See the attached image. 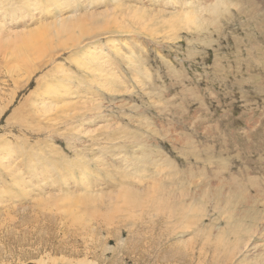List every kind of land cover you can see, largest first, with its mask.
<instances>
[{
	"label": "rangeland",
	"instance_id": "1",
	"mask_svg": "<svg viewBox=\"0 0 264 264\" xmlns=\"http://www.w3.org/2000/svg\"><path fill=\"white\" fill-rule=\"evenodd\" d=\"M22 1L0 0V144L22 171L43 158L53 172L26 200L1 185L19 197L0 204V264H264V0L223 1L232 20L207 0H94L96 33L33 59L12 48L42 24ZM175 11L198 26L167 31L160 17ZM46 87L52 106L33 115ZM64 192L83 201L68 210Z\"/></svg>",
	"mask_w": 264,
	"mask_h": 264
},
{
	"label": "bare ground",
	"instance_id": "2",
	"mask_svg": "<svg viewBox=\"0 0 264 264\" xmlns=\"http://www.w3.org/2000/svg\"><path fill=\"white\" fill-rule=\"evenodd\" d=\"M5 1V0H4ZM24 1V2H23ZM22 2L23 3H28V5H31V7L30 8H32L30 11H32V10H38V12H39V14H38V16L40 17V19H41V25L39 26V27H36V28H34V29H32L31 31H28L27 32V37H25V40L24 41H21V37L18 39V40H16V42L18 41V42H20L21 44H17V43H12V41H11V44H13L12 45V48H15L14 50H15V54L18 56V55H20V56H22V57H25V56H27V54L29 55L30 54V56L33 54V55H37V56H41V55H43L44 54V52L45 51H47V49H49L50 47H51V45H54V44H57V45H61V46H68V47H72L73 49L74 48H77V47H79L80 46V40H82V38H83V36H85V35H91V34H93V33H96L95 32V28H96V25H98L97 24V22H98V19H97V17H99V16H97L96 17V11L95 10H93V9H91V5L94 3V0H88L87 1V5H85L84 4V2H86V0L83 2L82 1V6L86 9V11H85V13H84V15L82 14H79V12H78V8L76 7L78 4H76L77 3V1L76 0H71L72 1V3H69L67 6H66V2H65V0H45L44 1V3L41 5L40 4V1L39 0H23ZM112 1V0H111ZM223 1H227V0H207V2H212V4H207L205 7H202V9L203 10H205V11H207V13L209 14V15H211V13L210 12H208V11H211V12H213L214 14H213V17L214 18H217V17H219L220 15H222L223 16V19H228V20H232L231 19V15H229V14H227V16H224V13H227V11H228V8H227V6H225L226 5V2L225 3H223ZM230 1V0H229ZM236 1V0H235ZM237 1H239V0H237ZM245 1H247V3L248 2H250V4L252 5L254 2H252L253 0H245ZM176 2L177 1H175V4H176ZM261 2H263L264 3V1H261ZM23 3L21 4L22 6H23ZM105 3V2H104ZM231 3V1L229 2V4ZM236 3V2H235ZM7 4V3H6ZM61 4H64V5H61ZM74 4H76V5H74ZM89 4V5H88ZM96 4H97V2H96ZM109 4V3H108ZM225 4V5H224ZM1 5V4H0ZM25 5V4H24ZM94 5V4H93ZM111 5V4H110ZM184 5V4H183ZM232 5V4H231ZM10 6V5H9ZM8 6V7H9ZM19 6V5H18ZM106 6V5H105ZM108 6V5H107ZM144 6V5H143ZM234 6H237V5H234ZM253 6V5H252ZM5 7H6V5H5ZM21 7V6H20ZM20 7H18L17 8V10L18 11H22V7L20 8ZM97 7V6H96ZM95 7V8H96ZM111 6H109V8H110ZM245 7V6H244ZM4 8V7H3ZM28 8V7H27ZM44 8H47V11L46 12H44ZM108 8V9H109ZM112 8V7H111ZM156 8V7H155ZM181 8V10L179 11V13H181V14H183V13H186V12H193V11H188L187 9H189V7L187 8V6H185V7H180ZM187 8V9H186ZM6 9H7V7H6ZM50 9L52 10V11H54V12H52V11H50ZM106 9V8H105ZM108 9H106V11L108 10ZM186 9V10H185ZM201 9V10H202ZM237 11H239L241 14L243 13L242 11H241V9H242V7L241 6H239V7H237ZM250 9V8H249ZM256 8H253V11L255 10ZM1 10H3L2 9V7H0V11ZM15 10V9H14ZM16 10V11H17ZM200 10V11H201ZM258 10V9H257ZM263 10V9H262ZM17 11V12H18ZM110 11V10H109ZM138 11V10H137ZM141 11H142V9H141ZM163 10H159V12L161 13ZM42 12V13H41ZM101 12V11H100ZM112 12V11H111ZM110 12V13H111ZM114 12V11H113ZM112 12V13H113ZM133 12H135L134 11V9H133ZM159 12H157V13H159ZM176 13H168V15L165 17V15L164 16H161L160 18L162 19L163 17H164V20L163 21H161L162 23H164V28L167 30V31H170V32H173V31H175V30H178V29H183V28H187V30H188V28L190 29V27H189V24H192V23H194V22H196V24L198 23V21H196V20H193V21H185L183 18L181 19L180 18V16H179V13H178V11H175ZM115 13H117V12H115ZM114 13V14H115ZM130 13V12H129ZM156 13V14H157ZM162 13H164V12H162ZM5 14V13H4ZM118 14V13H117ZM132 14V13H131ZM202 14V13H201ZM6 15H7V13H6ZM17 15H18V13H17ZM116 15V14H115ZM125 15V14H124ZM153 15V14H152ZM151 15V16H152ZM158 16H159V14H157ZM162 15V14H161ZM9 16V15H8ZM11 16V15H10ZM49 16H51L52 18L49 20V21H47V19L49 18ZM103 16V15H102ZM122 16V15H121ZM129 16V15H128ZM145 16V15H144ZM198 16V15H197ZM207 16V15H206ZM247 16V15H246ZM254 16V15H253ZM96 17V18H95ZM112 17V16H111ZM203 17V16H202ZM201 17V18H202ZM208 17V19H210L209 17L210 16H207ZM221 17V16H220ZM248 17V16H247ZM251 17V16H250ZM258 17H260V16H258ZM3 18H4V16H3ZM100 18V17H99ZM114 18V17H113ZM147 18V17H146ZM146 18H144L143 17V19L145 20ZM152 18H153V16H152ZM196 18V17H195ZM194 18V19H195ZM200 18V19H201ZM213 18V19H214ZM6 19V18H5ZM43 19V20H42ZM106 19H107V17H106ZM133 19V18H132ZM147 19H149V18H147ZM157 19H159V18H157ZM200 19H199V21H200ZM207 19V18H206ZM222 19V18H221ZM253 19V18H252ZM256 19H257V17H256ZM102 20V19H101ZM118 20V19H117ZM127 20V19H126ZM137 21H138V19H136ZM142 20V19H141ZM155 20H156V18H155ZM20 21H23V20H20ZM109 21V20H108ZM108 21H107V23H102L104 26H110L109 25V23H108ZM125 21V20H124ZM128 21V20H127ZM134 21V20H133ZM151 21V20H150ZM208 21V20H207ZM212 21H214V20H211L210 22H212ZM255 21V20H254ZM37 22H39L38 20H37ZM112 22H113V20H112ZM111 22V23H112ZM134 22H136V21H134ZM140 22V21H139ZM155 22V21H154ZM201 23H202V21H200ZM230 22V21H229ZM256 22V21H255ZM26 23V22H25ZM115 23V22H114ZM114 23H112V24H114ZM119 23V22H118ZM137 23V22H136ZM135 23V24H136ZM144 23H146V22H144ZM153 23V22H152ZM204 23V22H203ZM221 23V22H220ZM39 24V23H38ZM119 24H121V23H119ZM151 24V23H150ZM155 24V23H154ZM199 24V23H198ZM198 24H197V26H198ZM205 24V23H204ZM222 24V23H221ZM224 24V23H223ZM142 25V24H141ZM195 25V24H194ZM203 25V24H202ZM209 25V24H208ZM214 25V24H213ZM225 25H227V24H224V26ZM36 26H38V25H36ZM99 26V25H98ZM144 26V25H143ZM142 26V27H143ZM149 26V25H148ZM152 26V25H151ZM159 26V25H158ZM205 26V25H204ZM217 25H215V27H216ZM218 26H219V23H218ZM115 27H116V24H115ZM126 27H127V24H126ZM133 27V26H132ZM139 27V26H138ZM142 27H139L140 29H142ZM150 27V26H149ZM153 27V26H152ZM196 27V26H195ZM220 27V26H219ZM218 27V28H219ZM222 27V26H221ZM258 27V26H257ZM256 27V28H257ZM128 28H131V27H128ZM127 28V29H128ZM164 28H163V30H162V32L164 31ZM200 28V27H199ZM226 28V27H225ZM225 28H223V30L225 29ZM148 29H150V28H148ZM152 29V28H151ZM159 30V28H153V30H155L154 32H156L157 30ZM196 29H198L197 27H196ZM216 29L217 28H215V32H216ZM258 29H259V27H258ZM257 29V31H258V33H260L259 31H260V29L258 30ZM146 30V29H145ZM152 30V31H153ZM191 30V29H190ZM199 30V29H198ZM202 30V29H201ZM221 30V29H220ZM9 31V30H8ZM137 31H139V29L137 30ZM197 31V30H196ZM200 31V30H199ZM10 32V31H9ZM26 32V31H25ZM176 32V31H175ZM219 32V31H218ZM157 33H159V31H157ZM164 33V32H163ZM221 33V32H220ZM113 34V33H112ZM116 34V33H115ZM150 34H152L153 35V33H151L150 32ZM162 34V33H161ZM1 35V34H0ZM59 35H61V37L59 36ZM96 35V34H95ZM159 35V34H158ZM261 35V34H260ZM59 36V37H58ZM163 36V35H162ZM3 37V36H2ZM1 37V38H2ZM4 37H6L5 36V34H4ZM22 37H23V35H22ZM58 37V38H57ZM92 37H94V36H92ZM110 37V36H109ZM119 38V37H118ZM197 38V37H196ZM24 39V37L22 38V40ZM201 39V38H200ZM209 40V39H208ZM212 40V39H211ZM115 41V40H114ZM155 41V40H154ZM200 41H202V40H200ZM210 41V40H209ZM242 41V40H241ZM261 41V40H260ZM7 42V41H6ZM82 42V41H81ZM85 42V41H84ZM108 43V42H107ZM123 43V42H122ZM207 43V42H206ZM161 44V43H160ZM200 44V43H199ZM256 44H257V42H256ZM7 45H9V43L8 44H5V41H3V38H2V42L0 43V47H7ZM14 46V47H13ZM117 46V45H116ZM257 47H258V45H256ZM95 47V46H94ZM113 47V46H112ZM90 48V47H89ZM117 48H118V46H117ZM259 48V47H258ZM113 49V48H112ZM76 50V49H75ZM94 50V49H93ZM0 51H1V49H0ZM92 51V50H91ZM105 51V50H104ZM10 52V51H9ZM112 52H114V51H112ZM87 53H88V50H87ZM101 53V52H100ZM115 53V52H114ZM10 54H11V52H10ZM25 54V55H24ZM92 54V53H91ZM200 54V53H199ZM83 55V54H82ZM93 55V54H92ZM95 55V54H94ZM93 55V56H94ZM129 55V54H128ZM96 56V55H95ZM90 57V56H89ZM26 58V57H25ZM24 58V59H25ZM31 58H32V56H31ZM31 58H30V61H31ZM37 58V57H36ZM82 58V57H81ZM139 58V57H138ZM23 59V58H22ZM33 59V58H32ZM92 59V58H91ZM128 59V58H127ZM9 60H11V59H9ZM15 60H17V59H15ZM21 60V59H20ZM29 60V59H28ZM134 60V59H133ZM12 61V60H11ZM10 61V62H11ZM19 61V60H18ZM30 61H28V62H30ZM98 61V60H97ZM19 62H21V64H22V62L23 61H19ZM25 62H26V60H25ZM90 62V61H89ZM93 62V61H92ZM79 63V62H78ZM103 63V62H102ZM108 63H110V62H108ZM114 63V62H113ZM127 63H129V62H127ZM135 63V62H134ZM136 64V63H135ZM249 64V63H248ZM27 65V64H26ZM79 65V64H78ZM92 65H93V63H92ZM100 65V64H99ZM99 65H97V66H99ZM103 65V64H102ZM110 65V64H109ZM12 66V65H11ZM10 66V67H11ZM96 66V67H97ZM107 66V65H106ZM103 68V67H102ZM14 69V68H13ZM63 70V69H62ZM83 70V69H82ZM85 70V69H84ZM87 70V69H86ZM94 70V69H93ZM101 70V73H102V70L103 69H100ZM107 70H108V68H107ZM8 71V70H7ZM6 71V72H7ZM14 71V70H13ZM89 71V70H88ZM112 71H113V69H112ZM90 72V71H89ZM108 72V71H107ZM106 72V73H107ZM99 73V72H98ZM11 74V76H12V73H10ZM10 74H9V76H10ZM16 74V73H15ZM105 74V73H104ZM251 74V73H250ZM106 76H107V74H106ZM111 76H112V74H111ZM109 78V77H108ZM12 79V78H11ZM101 79H103V78H101ZM105 79V78H104ZM64 81V80H63ZM113 81H115V80H113ZM103 82H105V80L103 81ZM112 82V81H111ZM116 82H118V81H116ZM120 82V81H119ZM118 82V83H119ZM108 83V82H107ZM66 84V83H65ZM64 84V85H65ZM104 85V84H103ZM102 85V86H103ZM109 85V84H108ZM114 86V84L112 83L111 84V86ZM38 86V85H37ZM106 86V85H105ZM65 87V86H64ZM38 88H39V86H38ZM110 89H114V88H111V87H109ZM61 89H63L62 87H61ZM119 89V88H118ZM68 90V89H67ZM70 91V90H69ZM35 92H36V90H35ZM39 92H40V90H39ZM52 92H53V90L52 89H49V87H46V89H45V91H43V96L42 97H40L39 99H40V102H38V106L40 107L39 109L38 108H35L33 105V110H32V112L34 113L33 115H35V113H36V111L37 110H39V111H42V113H43V111H46L47 109H49L50 110V107L52 106L51 105V101H48L47 99H49V97H53V94H52ZM63 92V91H62ZM65 92V91H64ZM67 92V91H66ZM42 93V92H41ZM40 93V94H41ZM69 93V92H68ZM73 93V92H72ZM70 94V95H73V94ZM62 94H65V93H62ZM68 94V95H69ZM68 95H65L66 97H68ZM41 96V95H40ZM12 97H13V95H12ZM11 97V98H12ZM36 97H38V95L36 94ZM64 97V96H63ZM1 98H3V97H1ZM10 98V97H9ZM53 99V98H52ZM37 100V99H36ZM31 101V100H30ZM39 101V100H38ZM43 101V102H42ZM47 101V102H46ZM8 102H10V101H8ZM35 102V101H34ZM33 102V103H34ZM25 103V102H24ZM53 103H55V102H53ZM66 103V102H65ZM65 103L63 104V107H64V105H65ZM69 103V102H68ZM86 104H87V102H85ZM31 104H32V102H31ZM72 104V103H71ZM6 105V104H5ZM41 105V106H40ZM68 105V104H67ZM80 105V104H79ZM29 106V105H28ZM27 106V107H28ZM57 106V105H56ZM88 106V105H87ZM55 107V106H54ZM20 109H21V106H20ZM27 109V108H26ZM29 109V108H28ZM64 109H65V107H64ZM51 110H53V109H51ZM39 111H37L38 113H40ZM54 111V110H53ZM55 111H56V109H55ZM55 111H54V113L53 114H55ZM19 112H20V110H19ZM52 112V111H51ZM1 113V112H0ZM67 113V112H66ZM27 114H28V111H27ZM37 114V113H36ZM44 114V113H43ZM57 114V113H56ZM25 115V114H24ZM33 115H31V116H33ZM20 116H21V114H20ZM26 116V115H25ZM36 117V116H35ZM45 117V116H44ZM45 118H47V117H45ZM31 119V118H30ZM39 119V118H38ZM51 118H48V120H50ZM20 120V125L22 126V125H24V126H26V122H25V120H26V117H23V118H20L19 119ZM40 120V119H39ZM58 120V119H57ZM31 121V120H30ZM37 121V120H36ZM43 121V120H42ZM45 121V120H44ZM38 122V121H37ZM55 122V121H54ZM27 123H29V120H28V122ZM35 123V122H34ZM37 124V123H36ZM29 125L31 126V124L29 123ZM35 125V124H34ZM32 126H33V124H32ZM31 126V127H32ZM31 130V129H30ZM37 131V130H36ZM5 143V142H4ZM7 148V149H6ZM68 148V147H67ZM6 150H8V147H7V145L6 144H0V171H1V173H0V176H7V177H9L10 179H8V180H6V178L4 179V181L2 182V183H0V204H2V207L4 208V207H10L11 205H14V202L12 203V202H9V201H11L12 199H16L17 197H19L18 195H15V194H10L11 193V188H9L8 187V190H3V188H2V186L1 185H3V184H5V183H9V180H14V181H12L14 184H13V186H14V188H15V190H20V191H25V193L23 194V198H22V200L24 199V200H26V199H29V197L30 196H28L29 194V192H27L26 190H25V188H31L35 183H39V185H37V187H42V186H44L45 185V183H40V182H43V181H45V180H48V178H49V176H47V169H48V171H51V169L50 168H46V164L45 163H47V162H49V161H47V159H43V158H41L39 161H38V158H37V161L39 162L38 164H39V168H37V167H32L31 168V165H28V169H29V171H27V172H25V171H22L21 169H23V167H21V166H18V165H16V167H15V165L13 166V161L11 160L10 161V157H8V154L6 153ZM39 151V150H38ZM7 152H9V150L7 151ZM41 152V151H40ZM107 153V152H106ZM10 154V153H9ZM36 154V153H35ZM32 155V154H31ZM33 156V155H32ZM76 156V155H75ZM35 156H33V158H34ZM64 157H65V155H64ZM20 158V157H19ZM61 158H63V157H61ZM61 158H57V161L59 160V161H61ZM81 158V157H80ZM114 158V157H113ZM116 158V157H115ZM145 158V157H144ZM76 159V158H75ZM103 159V158H102ZM14 161H15V159H13ZM29 160H31V159H29ZM51 160H53L52 158H51ZM72 160V159H71ZM77 160H78V158H77ZM80 160V159H79ZM78 160V161H79ZM101 160V159H100ZM105 160V159H104ZM144 160V159H143ZM36 161V160H35ZM76 161V160H75ZM81 161V160H80ZM146 161V160H145ZM16 162V161H15ZM27 162V161H26ZM34 162V161H33ZM63 162V161H62ZM82 162V161H81ZM81 162H80V164H81ZM21 163V162H20ZM52 163V162H51ZM51 163H50V165H51ZM58 163V162H57ZM65 163H67V162H65ZM77 163V162H76ZM79 163V162H78ZM58 164H60V163H58ZM70 164V163H69ZM73 166H74V168H75V166H77L76 164H74V163H71ZM70 164V165H71ZM83 164V163H82ZM35 165V164H34ZM52 165H54V164H52ZM51 165V166H52ZM95 165V164H94ZM99 165V164H98ZM168 166H173L172 164H167ZM166 164H165V166L167 167V169H169L170 170V168L167 166ZM60 166V165H59ZM54 167H56V166H54ZM62 167V166H61ZM78 168H79V166H77ZM86 167V166H85ZM84 167V168H85ZM101 167V166H100ZM57 168V167H56ZM73 168V167H72ZM77 168V169H78ZM99 168V167H98ZM32 169H33V171H32ZM50 169V170H49ZM55 169V168H54ZM61 169V171H62V168H60ZM60 169H59V172H60ZM67 169H68V167H67ZM80 169V168H79ZM3 170H4V172H3ZM53 170V169H52ZM56 170V169H55ZM74 170V169H73ZM87 170V169H86ZM85 170V172H87ZM164 171V170H163ZM51 172H53V171H51ZM59 172L57 171V173L59 174ZM63 172V171H62ZM67 173H68V171H66ZM70 172V171H69ZM80 172H81V170H80ZM145 172V171H144ZM72 173V172H71ZM78 173H79V171H78ZM5 174V175H4ZM65 174V173H64ZM81 174H83L82 172H81ZM86 174V173H85ZM146 174V173H145ZM144 173H143V176L145 175ZM54 175H56V173L54 174ZM80 175V174H79ZM88 175H86V177H87ZM140 176V175H139ZM51 177V176H50ZM54 177V176H53ZM52 177V178H53ZM61 177H63L62 176V174L60 173V175L58 176V179H56V183H58L59 184V182H62L59 178H61ZM83 177V176H82ZM85 177V176H84ZM83 177V178H84ZM85 177V178H86ZM97 177V176H96ZM147 177V176H146ZM64 178V177H63ZM69 178V177H68ZM81 178V177H80ZM100 178V177H99ZM67 179V178H66ZM82 179V178H81ZM95 179V178H94ZM140 179H141V177H140ZM143 179V178H142ZM65 180V178L63 179V181ZM79 180V179H78ZM87 180V179H86ZM113 180V179H112ZM147 180V179H146ZM50 181V180H49ZM53 182V181H52ZM89 183H90V181H88ZM87 182V183H88ZM92 183V182H91ZM84 184H86L85 182H83V186H84ZM72 186H74V185H72ZM75 186H76V188H77V185L75 184ZM75 186H74V188H75ZM81 186V185H80ZM36 187V188H37ZM85 187V189L86 190H88V185L86 186H84ZM239 187H241V186H239ZM69 188V187H68ZM73 188V189H74ZM75 188V189H76ZM89 188H91V187H89ZM65 189L66 188H64V191H65ZM71 189V188H70ZM72 189V190H73ZM60 190H61V188H60ZM84 190V189H83ZM160 190V189H159ZM67 191V190H66ZM69 191V190H68ZM67 191V192H68ZM124 191V190H123ZM126 191V190H125ZM233 191V190H232ZM72 192V191H71ZM74 192V191H73ZM72 192V193H73ZM86 192V191H85ZM21 193V192H20ZM66 192H64V196L65 195H67L68 194V196H66V199H69L70 201H72V203H74V205H71V204H67V203H69V202H67L66 203V199H65V202H64V204H60V206L61 205H67V206H69V208H68V210L70 209V206H72V207H74V206H79L80 205V203L83 201V200H81V197L79 196V195H76V194H72V193H67V194H65ZM121 193H123L124 194V196H119V197H125L127 194L126 193H129V192H121ZM60 194V193H59ZM87 195H89V194H87ZM48 196L50 197V196H52V195H47V197L46 198H48ZM57 196V195H56ZM61 196V195H60ZM53 197V196H52ZM58 197V196H57ZM62 197V196H61ZM142 197H143V195H142ZM147 197H149V196H147ZM146 197V198H147ZM32 198V197H31ZM59 198V197H58ZM137 198H139V197H137ZM40 200L42 199V200H44V197H42V198H39ZM53 199H55V198H53ZM60 199V198H59ZM59 199H57L58 201H59ZM63 199V198H62ZM89 199H91V198H89ZM18 200V199H17ZM16 200V201H17ZM37 200V199H36ZM51 200V199H50ZM56 200V199H55ZM134 200H136V199H134ZM19 201V200H18ZM46 201V200H45ZM49 201V200H48ZM52 201V200H51ZM81 201V202H80ZM146 201V200H145ZM24 202V201H23ZM53 202V201H52ZM56 203H57V201H55ZM55 202H53V203H55ZM60 202H62V200L60 199ZM134 202V201H133ZM16 203V202H15ZM20 203V202H19ZM25 203H26V201H25ZM31 203V202H30ZM32 203H34V200H33V202ZM51 203V202H50ZM63 203V202H62ZM149 203V202H148ZM23 204V203H22ZM146 204H147V202H146ZM151 204V203H150ZM35 205V204H34ZM56 205V204H55ZM152 205V204H151ZM57 206H59L58 205V203H57ZM56 206V207H57ZM59 206V208H61ZM135 206V205H134ZM136 206H137V204H136ZM14 207V206H13ZM20 207V206H19ZM65 207V206H64ZM171 207H173V206H171ZM66 208V207H65ZM128 208V207H127ZM168 208H170V207H168ZM23 209V208H22ZM134 209V208H133ZM136 209V208H135ZM150 209V208H149ZM172 209H174V208H172ZM28 210V209H27ZM75 210V209H74ZM77 210V209H76ZM79 210V209H78ZM146 210V209H145ZM168 210V209H167ZM138 211V210H137ZM140 211V210H139ZM27 212V211H26ZM73 212V210L72 211H70V213H72ZM195 212V211H194ZM200 212V211H199ZM70 213H68L69 215H70ZM75 213V212H74ZM74 213H72V214H74ZM166 213V210H164V214ZM169 213H173V212H169ZM72 214L70 215V216H72ZM76 214H78V213H76ZM167 215V214H166ZM74 216V215H73ZM12 217V216H11ZM173 217V216H172ZM179 217V216H178ZM105 218V217H104ZM169 218V217H168ZM9 219V218H8ZM110 219V218H109ZM135 219V218H134ZM172 219V218H171ZM201 219V218H200ZM108 220V219H107ZM165 220V219H164ZM135 221H136V219H135ZM172 221H173V219H172ZM166 223V222H165ZM175 223V222H174ZM146 224V223H145ZM168 224V223H167ZM202 224V223H201ZM172 225V222H171V224L169 225V227ZM175 225V224H174ZM205 225V224H204ZM203 225V226H204ZM142 226V225H141ZM230 226V225H229ZM205 227V226H204ZM140 228H143V227H140ZM149 228V227H148ZM183 229H184V227H182ZM165 229V228H164ZM201 229H203V228H201ZM200 229V230H201ZM204 230V229H203ZM183 231V230H182ZM231 231L233 232V233H236V228H235V226H232L231 227ZM166 232V231H165ZM202 232V231H201ZM169 233V232H168ZM180 233V232H179ZM206 236V235H205ZM205 242V241H204ZM173 245V244H172ZM158 250V249H157ZM156 250V251H157ZM200 250V249H199ZM160 251V250H159ZM163 253V252H162ZM190 259V258H189ZM175 261H177V258L176 259H174ZM194 260V259H193ZM190 263H192V262H190Z\"/></svg>",
	"mask_w": 264,
	"mask_h": 264
}]
</instances>
